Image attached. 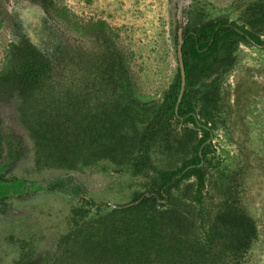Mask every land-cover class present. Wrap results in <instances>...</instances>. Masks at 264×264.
Returning a JSON list of instances; mask_svg holds the SVG:
<instances>
[{
	"label": "rangeland",
	"instance_id": "1",
	"mask_svg": "<svg viewBox=\"0 0 264 264\" xmlns=\"http://www.w3.org/2000/svg\"><path fill=\"white\" fill-rule=\"evenodd\" d=\"M259 1L264 0H52L46 11L32 0H0V76L13 45L36 48L51 68L24 110L0 92L2 175L30 184L62 183L0 206V264H127L123 254L105 253L101 238H78L76 231L98 228L113 209L158 190L168 173L198 159L205 173L202 204L195 176L172 190L171 204L193 216L194 233L204 242L226 209L245 213L256 223L258 238L240 264H264V48L236 43L227 72H192L186 104L211 132L205 155L199 152L202 127L173 118L154 140L148 167L133 165L146 127L178 82L180 31L227 22L264 45ZM100 24L128 63V86L124 73H114L120 83L112 77L115 55L87 30ZM106 79L113 85L100 90ZM104 94L123 96L129 104L125 116L109 119L98 112L94 100ZM39 125L48 137L71 143L61 142L64 148L56 150L48 140L37 142L32 134ZM102 127L115 134L106 142L108 153L97 154L91 142ZM11 140L16 160L9 158ZM89 202L105 206L93 209ZM89 251L95 256L86 259Z\"/></svg>",
	"mask_w": 264,
	"mask_h": 264
},
{
	"label": "trees",
	"instance_id": "2",
	"mask_svg": "<svg viewBox=\"0 0 264 264\" xmlns=\"http://www.w3.org/2000/svg\"><path fill=\"white\" fill-rule=\"evenodd\" d=\"M32 1L41 4L46 11L49 10L52 2V0ZM263 5L264 1H259L256 4V12ZM100 25H95L94 28L87 30L90 34L92 32V35L115 55L117 66H112V73L109 72L119 83L121 81L117 76H114V73L118 71L124 73L127 76L125 77V85L128 86L130 85L128 82V78H130L128 63L124 61L122 53L116 49L106 34L105 27ZM183 37L185 40L183 60L186 72V88L182 102L176 112L182 87L180 70L177 84L165 92L163 103L140 139L139 156L133 161L137 170L141 171L148 167L149 153L154 140L173 118L180 120L189 118L195 125L202 127L204 137L200 143L199 152L205 155L206 144L211 138V132L206 125H202L198 121L195 113L186 104V90L189 88L192 72L194 70L208 71L215 68L218 70L224 68L227 72L231 66L228 64V58L231 55L233 45L236 43L253 44L250 41L252 40L257 46H262L255 35L227 22L208 23L194 31L185 30ZM50 75L51 68L48 61L36 48L13 45L7 61V69L0 76L1 95L4 94L8 98L20 101L19 106L22 107L21 110H24L26 105L34 100L35 93L41 91ZM109 85H113V83L106 79L98 84V88L101 90ZM122 99L125 101L123 96L113 100L109 95L104 94L100 97L97 96L94 104L102 116L110 119L114 115L120 118L125 116L127 105H129L128 103L126 105ZM212 101H215L214 98ZM81 102L86 106L90 104V100L87 98ZM0 123H2V118H0ZM29 128L32 129L31 126ZM112 129L110 127L106 130L102 127V134L100 136L96 134L95 139L91 142L97 146L95 151L97 154L108 153L106 142L109 138L114 137L115 132L113 133ZM33 130L32 135L37 142L48 140V143H54L53 148L56 150L64 148L61 142L71 143V141L60 136L48 137L47 130L41 125L37 129L33 128ZM3 135L5 136V132H1L0 128V137ZM8 148L9 158L16 160V145L13 140L8 141ZM201 162L202 159H198L184 167L180 172L168 173L158 190L141 196L131 204L113 209L105 219L99 222L98 228L92 230L86 226H80L76 231L79 232L78 238L84 235L90 238H101L105 248L109 249H105V253L123 254L127 258V264H222L230 263V261L240 264L258 238L256 223L249 216L233 207L226 209V212L219 215L216 222L212 224L208 230L206 242H204L194 233L195 219L193 216L176 209L171 204L172 190L190 176H195L198 180L197 203L202 204L205 173L200 168ZM61 186L62 183L40 185L17 179L8 180L2 175L0 168V206L11 198L55 191ZM161 201L164 203H162V208H159L157 206ZM89 204L93 209H101L105 206H96L90 202ZM219 252L223 254L220 255ZM92 254L94 255L93 251H89L86 259L93 256Z\"/></svg>",
	"mask_w": 264,
	"mask_h": 264
},
{
	"label": "water",
	"instance_id": "3",
	"mask_svg": "<svg viewBox=\"0 0 264 264\" xmlns=\"http://www.w3.org/2000/svg\"><path fill=\"white\" fill-rule=\"evenodd\" d=\"M183 36H184L183 31H180V34H179V55H180V70H181V77H182V87H181L180 95H179L177 106H176V112L178 111L179 106L182 102L184 92H185V88H186V72H185V65H184V60H183V45L185 43V40H184ZM250 41L252 43H254L252 40H250ZM254 45H257V44L254 43ZM260 47L264 48V45H262Z\"/></svg>",
	"mask_w": 264,
	"mask_h": 264
}]
</instances>
